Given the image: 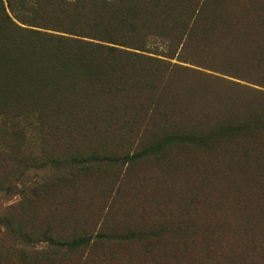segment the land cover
<instances>
[{"label": "trees", "instance_id": "obj_1", "mask_svg": "<svg viewBox=\"0 0 264 264\" xmlns=\"http://www.w3.org/2000/svg\"><path fill=\"white\" fill-rule=\"evenodd\" d=\"M186 6L190 12L179 18L180 30L163 34L150 30L161 27V22L173 25L177 21L162 16L164 0H0V129L20 123L39 128L33 136L44 144V126L57 128L62 123L68 127L88 115H93L96 130L98 125L108 129L115 123L120 132L126 126L143 128L142 133L138 128L120 135L136 137L132 152L118 154L98 145L86 157L73 154L64 160L29 153L32 157L21 163V178L0 180V198L21 197L0 208V262L10 258L18 264H65L74 253L91 252L98 245L136 244L154 246L141 264L161 260L168 264L162 248L166 242L181 250L177 257L167 255L174 264H216L230 259L226 228L233 210L244 212V227L231 230L237 236L236 251L251 257L247 261L254 264L264 254V201L255 204L244 195L248 190L264 197V92L227 82L240 97H210L205 92L194 104L198 107L188 112H176L174 107L165 110L162 104L171 88L172 68L168 70L156 56L173 58L178 51L176 59L182 62L207 66L264 89V31L255 29L264 26V17L243 23L211 20L204 25L201 16L218 7L225 9L223 3L197 0ZM170 8L177 10L175 4ZM200 23L206 29L196 31ZM217 25L225 30L216 32ZM197 38L202 43L196 47ZM214 46L221 50L219 54ZM147 90L149 105L135 125L127 117L129 111H136L132 94ZM190 153L197 154L193 161L198 169L209 166L205 182L215 178L218 191L195 196L185 186L188 199L183 200L169 191L166 207L170 206L173 223L165 220L148 227L102 229L95 235L74 233L61 239L53 237L47 221L44 226L36 222L33 206L40 184L35 181L32 188L26 184L23 176L30 171L74 170L82 165L65 174L70 179L105 169L103 162L110 169L126 165L128 173L136 164L162 160L171 174L180 166L186 168ZM214 168H221V175ZM224 189L230 191L229 198ZM24 224H29L28 230Z\"/></svg>", "mask_w": 264, "mask_h": 264}, {"label": "rangeland", "instance_id": "obj_2", "mask_svg": "<svg viewBox=\"0 0 264 264\" xmlns=\"http://www.w3.org/2000/svg\"><path fill=\"white\" fill-rule=\"evenodd\" d=\"M196 1L164 0L166 8L162 10V16L166 19L175 18L177 21L173 25L161 22V27L152 28L150 31L163 34L179 31L181 28L178 25L180 23L179 18L187 16L190 12L187 10L189 6L186 5ZM210 1L223 3L225 9L218 7L214 13L211 10L206 11L200 19L204 25L210 24L211 20L213 22L215 20L223 22V19L228 22L230 20H237L243 23L251 20L256 21L264 17V9L260 6L261 4L264 5V0ZM173 4L176 5L177 10H171L170 7ZM201 23L198 24L199 27L196 28V31L206 29ZM213 29L217 32L225 30V27L217 25ZM255 29L257 31H264V26H258ZM245 30L243 29V31ZM200 41V38L195 39L194 46H199L198 44L202 43ZM209 42L210 39L206 43ZM212 49L217 54L221 51L215 46ZM177 54L178 51L173 58L156 55L165 62V67L168 70L172 68L169 79V83L171 82L169 86L172 89L169 88L166 91L162 104L165 110L174 107L176 112L183 110H185L184 112H188L198 107L194 104L199 102L198 98L200 94L205 92L210 97L214 94V97L218 94L240 97L238 93L230 91L231 87L229 90L227 82H233L240 86L264 92V89L259 86L224 75L219 73V71H214L213 68L200 64H192L191 62H182V60L176 59ZM197 61L202 60L198 58ZM240 86H237L238 89L236 90L241 93L244 88ZM132 98L134 103L137 104L136 111H129L127 117H129L130 122L132 121L133 124L137 125L143 118L149 105L150 93L148 90L141 93H133ZM91 116L93 115L83 116L81 121L68 127H65L62 123L57 128H54L53 125L44 126L45 128L42 133L44 144H40L39 140L36 141L35 136H33L39 128H27L28 126L25 127V124L21 123L17 127H11V125L2 127L0 129V146L2 147L0 153V180L12 181L18 179V177L21 178L23 172L21 163L26 157H32L29 153H32L35 158L50 157L64 160L73 154H83L86 157L92 151L98 150V145H105L104 148L110 149L108 151L117 152L118 154L128 151L132 152L133 149H136L134 146L137 142L136 137L123 139L120 135L122 132L137 131L138 125L135 126V129L131 128V126H126L123 129L121 127V132L120 126L118 127L116 123L109 124L108 129H105L102 125H98L99 127L96 130L92 126ZM142 130L143 128L140 126L139 133H142ZM148 137H150L149 132L146 138ZM129 142H133V146ZM193 157H197V154L190 153V160H186V168L184 169L180 166L174 171L171 170V174H168L165 170V163H163L165 161L147 160L130 168L128 173L124 169L127 167L126 165L123 166V169H110L103 162L100 165L105 167V169L95 172L88 171L87 174H83V177L74 174L70 179H68L69 177L65 178V174L70 175L73 171L82 168L80 164L74 170L72 168L52 167L48 170L30 171L23 177L28 181L26 184L31 188L34 187L35 181H38L40 184V188L38 185L36 186V189L39 191V198L33 206V211L37 214L36 222L44 226L45 221H47V224L52 229L53 237L64 239L67 235L74 233L79 235H95L102 229L115 230L118 228L123 229L126 226L148 227L153 224L162 223L165 220L167 223H173L168 212L170 206L166 207L169 191H173L175 196L180 197L182 200L188 199L187 195L184 194L185 186L195 196L211 195L213 192L218 191L216 189L217 183L215 178H210L209 182H205L209 166L198 169V166L193 161ZM203 161L205 160L203 159ZM84 166L86 167L85 163H83ZM220 170L221 168H214V173L219 176L221 175ZM226 190H223L225 198H229L230 191L227 190L228 192H226ZM257 194L259 193L257 192ZM257 194L254 191H244V195L248 196L255 204L259 199L264 201L262 194H260L262 197H259ZM19 200H21V197L17 195L12 196L9 200L0 198V208L7 207ZM17 217V214H15L14 218ZM243 217L244 212L236 214L233 210L228 214L226 254L229 255L230 259L227 261L220 259L221 262H216V264H254L247 261L251 257H246L241 251H236L237 236H234V233L231 231L232 229L244 227L242 225L244 221ZM252 218H255V214ZM24 225L28 230L29 224ZM0 230L2 231L3 228H0ZM153 248L154 246L150 248V246L143 247V245L136 244L113 247L98 245L91 252L86 249L79 253H74L69 256L65 264H98L100 258H102L101 264H141L148 257L144 254L148 253L149 250L152 252ZM162 248L165 250L163 257L169 259L168 264H174V259H172L173 254L174 257H177L181 254V250L166 242L162 243ZM167 255L172 258L167 257ZM0 264H18V262L15 259L9 258L2 260ZM159 264H164V262L161 260ZM255 264H264V254H261L260 259Z\"/></svg>", "mask_w": 264, "mask_h": 264}]
</instances>
